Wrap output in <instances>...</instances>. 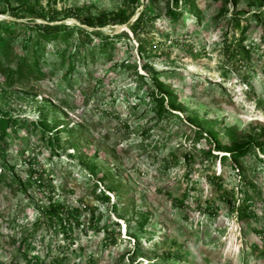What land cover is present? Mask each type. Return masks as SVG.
<instances>
[{
  "label": "rangeland",
  "instance_id": "obj_1",
  "mask_svg": "<svg viewBox=\"0 0 264 264\" xmlns=\"http://www.w3.org/2000/svg\"><path fill=\"white\" fill-rule=\"evenodd\" d=\"M26 1L33 0H10L7 9L0 4V21H29L8 13ZM39 2L57 9L93 3L112 11L128 0ZM142 6L159 16L149 33L154 47L148 48L157 57H138L128 25L108 26L104 34L122 39L87 67L77 63L67 81L65 68L51 54L42 65L47 76L37 83L11 82L0 75V116L31 122L4 148L11 172L1 164L0 151V264H264L263 243L253 231L264 228V0H240L236 6L232 0H197L195 14L184 11L176 22L169 14L179 10L181 1L176 8L174 0H139L135 15ZM233 16L242 26L248 21L249 79L242 77L243 69L233 70L224 53L225 45L240 36ZM34 22L78 25L74 19ZM15 31L12 39L19 51L27 33L18 26ZM75 41L73 37L70 43ZM152 71L168 87L163 106L170 115L161 118L151 101L153 94L159 95L149 87ZM38 120L59 134L56 154L41 139ZM195 128L203 131L197 141ZM211 133H218L224 146L253 144L238 162L260 192L262 201L253 207L258 220H238L208 183L206 175L213 174L228 189L236 190L239 182L236 171L219 162L224 153L212 150ZM203 151L210 152V160ZM184 154L192 159L186 162ZM29 159L36 172L51 176L55 198L77 210L79 225L72 222L66 235L58 225L34 230L47 192L19 189L17 181H26ZM101 192L109 203L97 198ZM205 200L213 203L214 215L201 211ZM141 216H147L142 232L137 226ZM111 230L119 236L107 245ZM132 234L141 251L133 252Z\"/></svg>",
  "mask_w": 264,
  "mask_h": 264
},
{
  "label": "trees",
  "instance_id": "obj_2",
  "mask_svg": "<svg viewBox=\"0 0 264 264\" xmlns=\"http://www.w3.org/2000/svg\"><path fill=\"white\" fill-rule=\"evenodd\" d=\"M178 1H181L179 10L170 12L169 17L173 22L178 21L184 11L195 14L197 7V0H174V6L178 7ZM233 5L236 6L240 0H232ZM10 0H0V4L4 9L9 6ZM139 0H128L119 8L108 11L106 9H98L93 3L79 6H62L57 9L53 6H44L39 0L26 1L21 3L20 8L8 10L12 17L18 18L19 16L28 17L29 21H0V75L9 77L10 81L37 83L47 76L42 65L45 64V56L47 54L53 55L54 61L57 62L59 67L65 68L63 80L67 81L77 71V63L82 62L85 67L90 63L96 61L99 54H109V46H112L115 41L121 40V35H106L102 29L108 26L128 25L134 40L137 43V55L142 60L157 57L149 49L153 46L152 38H149V33L155 24L158 14L149 10L146 6L138 12ZM3 9V11H5ZM197 14V13H196ZM67 19H74L78 25L73 24H58L50 25L49 23H38L35 20L55 22L64 21ZM197 19V18H196ZM245 24H240L238 16L231 17V23L234 28L239 30L240 36L234 39L232 43L225 45L224 53L228 58V62L232 65L233 70L240 71L243 69L242 77L249 79L253 72V64L251 59V51L245 45V33L248 30V21L244 20ZM18 26L21 31L26 32V36L21 40V47L19 51L14 49V41L12 37L16 34L15 27ZM76 37L74 44L70 41ZM52 43H58L51 45ZM57 45H63L59 49ZM49 46L54 47L53 52L49 51ZM70 53L67 55V52ZM146 69V66L143 65ZM138 78L144 79L141 75ZM149 87L154 86L159 91V95L153 94L151 101H153V111L158 118L170 115V112L164 108L163 92L167 93V85L163 83L158 75L153 71L149 77ZM10 82V83H11ZM169 94V93H168ZM167 103L173 107L171 99ZM260 105L261 102H258ZM25 117L4 115L0 116V151L2 155V165L11 172L12 167L4 162L3 152L4 148L12 143L15 138H18V131L23 127L30 126ZM42 140H46L50 145L51 153L56 154L59 149V134L51 132L47 123L43 120L35 122ZM124 128L128 130V126L124 124ZM203 131L200 128H195L194 139L196 141L203 138ZM206 137V136H205ZM212 150L221 151L224 154L219 156V162L223 166H229L232 170L236 171L238 177V184L236 190L233 188L228 189L223 182L220 175H206L209 184L213 185L219 195V200L225 204L228 212L235 215V217L243 222L249 220H258L257 213L253 210L256 201H262L260 192L256 189L255 185L245 175L244 171L240 170L239 158L248 153L252 148V143L243 142L231 146H224L221 143L218 133H211L208 135ZM24 141V137L20 136ZM186 139V137H185ZM206 159L210 160L211 154L209 151L202 152ZM19 154L22 156L24 150L19 149ZM184 159L189 162L192 156L184 154ZM260 159V158H259ZM262 161V160H260ZM29 169L27 179L24 182L17 181L19 189L26 192L28 188H35L38 191H46V203L39 206L38 219L34 223V230L39 227H55L58 225L63 233L71 231V223L79 225L77 221V210H71L65 205L63 201L55 198V186L51 176H45L42 172H36L33 169V162L28 160ZM264 166V163H263ZM94 166L90 167V172L95 175ZM12 175L13 181H16L14 174ZM95 186V184H94ZM111 188H108L109 191ZM239 194L240 198L236 196ZM185 197V196H184ZM97 198L102 203H109L108 195L101 192ZM182 206L181 200H174ZM264 206V203H263ZM113 209H115L113 207ZM91 220L93 221V211ZM201 211L209 215L215 214V207L210 200H205V205ZM147 222V216H141L140 221L137 223L138 229L142 232L143 227ZM256 235L260 237L264 247V228H253ZM119 232L111 230L107 231L105 236V243L107 245L115 244ZM68 237V236H66ZM130 238L134 239V251H141L142 244L135 235ZM136 239V240H135ZM150 238L148 243L150 242Z\"/></svg>",
  "mask_w": 264,
  "mask_h": 264
}]
</instances>
